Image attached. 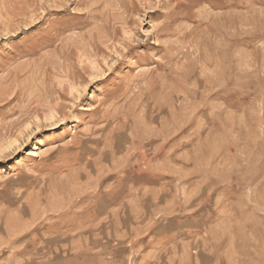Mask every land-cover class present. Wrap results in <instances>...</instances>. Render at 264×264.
<instances>
[{
  "label": "rangeland",
  "instance_id": "rangeland-1",
  "mask_svg": "<svg viewBox=\"0 0 264 264\" xmlns=\"http://www.w3.org/2000/svg\"><path fill=\"white\" fill-rule=\"evenodd\" d=\"M0 264H264V0H0Z\"/></svg>",
  "mask_w": 264,
  "mask_h": 264
},
{
  "label": "bare ground",
  "instance_id": "bare-ground-1",
  "mask_svg": "<svg viewBox=\"0 0 264 264\" xmlns=\"http://www.w3.org/2000/svg\"><path fill=\"white\" fill-rule=\"evenodd\" d=\"M72 91V90H71Z\"/></svg>",
  "mask_w": 264,
  "mask_h": 264
}]
</instances>
